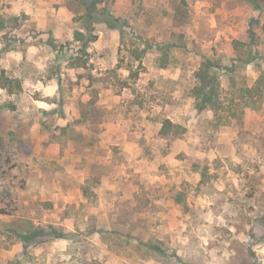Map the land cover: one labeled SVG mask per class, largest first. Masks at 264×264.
I'll return each instance as SVG.
<instances>
[{
    "label": "rangeland",
    "instance_id": "rangeland-1",
    "mask_svg": "<svg viewBox=\"0 0 264 264\" xmlns=\"http://www.w3.org/2000/svg\"><path fill=\"white\" fill-rule=\"evenodd\" d=\"M91 8L123 25L90 31ZM235 40L264 69V0H0V264H264L259 72L222 81L233 116L192 96Z\"/></svg>",
    "mask_w": 264,
    "mask_h": 264
},
{
    "label": "trees",
    "instance_id": "trees-1",
    "mask_svg": "<svg viewBox=\"0 0 264 264\" xmlns=\"http://www.w3.org/2000/svg\"><path fill=\"white\" fill-rule=\"evenodd\" d=\"M95 11L96 8L89 9L88 16H85L84 18L85 25L90 28V31H92V24L99 22L100 17L102 16L109 17V19L106 18L104 21H106L111 28L119 29L123 25L119 18L110 17L109 15L106 16V12H104L105 14H94ZM250 39L253 41V34ZM76 40H84V35L77 33ZM91 41L92 39L90 38L84 42L82 46L84 49L82 50L83 53H85V48H87ZM232 47L236 53L234 56H221L217 59L209 57L203 58L202 65L196 72V83L192 90V96L195 100V109L197 111L203 112L208 110L214 112L216 115L228 111L232 116L234 115L232 114L234 112L233 107H226L221 100V93L223 91L222 81L227 79L232 87H236L237 82L232 75L240 69L242 64L253 65L259 72V76L253 86L241 88V92L245 93V99L249 101L247 107H255L253 105L256 102L252 103L255 95L259 97V103L264 102V69L262 67V53L257 48H254L253 44H248L239 40L233 41ZM1 74L3 75V73ZM2 79H5L4 76H0V80ZM8 80L9 79H5V82H0V87L7 88L10 85ZM181 130L182 128L174 124L170 119H165L158 134L163 138L169 136L178 137L181 134ZM29 227V229L24 230L25 234H19L25 242H30L33 239L42 238L43 236L54 239H65L70 234L67 233L65 229L61 228V226L53 224L47 227H37L32 226V224L29 223ZM146 246L148 249L154 250L155 253L163 254V250L158 246L152 244H147Z\"/></svg>",
    "mask_w": 264,
    "mask_h": 264
}]
</instances>
